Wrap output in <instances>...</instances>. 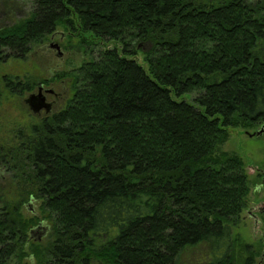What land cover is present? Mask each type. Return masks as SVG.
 <instances>
[{"label": "trees", "instance_id": "obj_1", "mask_svg": "<svg viewBox=\"0 0 264 264\" xmlns=\"http://www.w3.org/2000/svg\"><path fill=\"white\" fill-rule=\"evenodd\" d=\"M59 27L84 33L89 58L59 75L62 110L0 144L15 186L0 189V264H182L201 245L195 264H256L234 232L245 163L217 152L231 128L264 125V0H34L0 29V66ZM32 89L0 79V99Z\"/></svg>", "mask_w": 264, "mask_h": 264}, {"label": "rangeland", "instance_id": "obj_2", "mask_svg": "<svg viewBox=\"0 0 264 264\" xmlns=\"http://www.w3.org/2000/svg\"><path fill=\"white\" fill-rule=\"evenodd\" d=\"M34 0H0V29L11 26L28 17L33 10ZM78 22L75 20V27ZM79 32V33H78ZM63 34V37L61 35ZM84 34V33H82ZM80 31L59 27L55 36L49 37L43 44L37 45L25 60H9L0 66V79L8 75L18 78L23 83L29 82L32 90H27L23 95L10 96L4 92L0 99V144L10 142L20 132H29L46 117L43 109L40 114L35 113L26 100L31 94L38 93V86L45 83V89L53 90L54 94L43 93L46 103H54L52 113L62 110L72 96L71 80L68 77L58 78L59 75L70 73L79 68L89 56L81 43L83 38ZM51 44L60 46V51L46 48ZM62 53V55L59 54ZM2 85V84H1ZM264 128L259 125L255 128H231L230 136L218 150V154L226 153L237 155L244 163L251 181V193L248 206L241 215L240 224L234 228L246 245L256 253V264H264V133L254 135ZM254 136H251V135ZM0 189L11 192L15 189L12 174L5 168H0ZM23 213L27 217L33 215L40 217L39 222L43 228L37 226L34 239L45 245L50 240V224L43 220L40 202L27 201L23 206ZM40 230V231H39ZM42 234L40 235V233ZM32 236V235H31ZM239 259L247 257L245 251L239 249ZM207 246L201 245L187 250L181 256L182 264H195L209 260ZM31 264H37L29 261Z\"/></svg>", "mask_w": 264, "mask_h": 264}, {"label": "flooded vegetation", "instance_id": "obj_3", "mask_svg": "<svg viewBox=\"0 0 264 264\" xmlns=\"http://www.w3.org/2000/svg\"><path fill=\"white\" fill-rule=\"evenodd\" d=\"M56 32L51 35L50 37H53L55 36ZM61 37H63V34L61 35ZM58 46L59 48V51H60V46L57 45V44H51L50 46L46 47V48H53V49H57L56 47ZM60 55H62L61 52H59ZM50 94H54V91L53 90H47L45 89V83H41L39 86H38V93L37 94H31L29 97H34V96H37L38 98H41V100H43V105L44 106H41L40 108H38L36 111V113L40 114L41 111L44 109L45 110V113H46V117L47 116H50L54 113L53 112V109H54V103H46L45 100V95L43 93H49ZM28 97V98H29ZM262 176H264V173H262Z\"/></svg>", "mask_w": 264, "mask_h": 264}, {"label": "water", "instance_id": "obj_4", "mask_svg": "<svg viewBox=\"0 0 264 264\" xmlns=\"http://www.w3.org/2000/svg\"><path fill=\"white\" fill-rule=\"evenodd\" d=\"M57 48V50L59 51V48H58V46L56 47ZM26 102H27V104L28 105H30V107L32 108V110L36 113L37 111V109L38 108H40L41 106H44L43 105V100H41V98H38L37 96H34V97H29L27 100H26ZM264 133V128L263 129H261L259 132H257L256 134H254V135H258V136H260V135H262ZM253 134L251 135V136H254ZM38 228L40 229V228H43V225L42 224H40L39 226H38ZM40 231V230H39ZM36 233H37V231H35V230H32L31 231V237H32V239H34V235H36ZM42 234V232L40 233V235ZM39 238H40V236H39ZM39 238L37 237V240L36 241H38L39 240Z\"/></svg>", "mask_w": 264, "mask_h": 264}]
</instances>
